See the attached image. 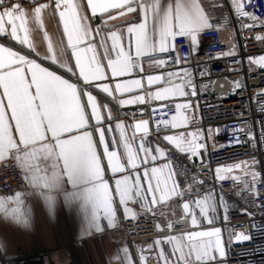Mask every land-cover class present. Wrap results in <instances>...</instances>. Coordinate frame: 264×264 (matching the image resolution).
Wrapping results in <instances>:
<instances>
[{
    "label": "snow or ice",
    "instance_id": "6c2138e0",
    "mask_svg": "<svg viewBox=\"0 0 264 264\" xmlns=\"http://www.w3.org/2000/svg\"><path fill=\"white\" fill-rule=\"evenodd\" d=\"M32 2L35 6L26 9L18 2L0 0V36L10 37L22 49L14 50V47L0 43V89L3 90L0 95V161L9 156L15 160L24 180L35 190L34 194L43 198L50 214L55 212L59 196L63 197L66 206H77L85 222L81 235L86 236L93 229L97 233L104 231L102 219L106 220L109 229L114 228L118 222L112 189L109 181L105 179V168L98 151V145L102 146L107 168L114 177L117 173H125L126 168L134 170V178L124 174L114 180L115 193L123 208L124 218L130 222L139 221L152 213L149 221L156 219L153 205L169 202L173 198L182 200L186 193L192 191V184L187 183V180L196 181V176L189 178L187 169L180 165L173 169L172 160L157 164L158 159L165 158L170 153L160 143L154 148L151 146L147 140L150 134L148 120L141 119L135 121L134 125H128L127 127L134 128L131 137L128 135L125 122L120 118L127 113L120 109L125 105L144 104L146 97H118L116 93L123 96L141 89L143 83L141 79L116 78L128 76L137 69L143 72L142 58H148L150 67L164 65L166 60L152 57L157 53H167L171 59L177 37L187 38L190 49L197 50L199 34L214 27L213 17L205 11L201 0H87L86 7L91 10L92 16L101 14V22L94 29L89 22L90 17L86 13L83 0ZM230 7L237 19L246 17L253 21L252 24L241 23L240 28L252 30L258 18L254 13L245 10L243 0H230ZM109 10H116L115 15ZM46 13L49 18H59L62 37L58 40H53L45 30ZM130 13H138V23H127L123 27L110 23L120 18L123 24V18ZM260 24L264 26V21H260ZM215 27L227 30L231 27L230 16L225 13L218 19ZM34 31L43 32L46 42L44 53L38 51L32 39L31 33ZM95 37H99L98 43ZM256 38L264 40V35ZM23 49H27V53ZM32 54L41 62L32 58ZM234 54V51L227 53ZM248 60L250 64L264 68V55L258 58L249 57ZM43 61L77 77V82L50 70V67L44 66ZM176 62L180 63L178 57ZM109 72L115 81L114 88L107 82ZM200 75L203 76L204 72L201 71ZM163 79L162 75H148L147 83L153 85ZM174 79H179L180 82L174 83ZM81 80L83 85L79 83ZM164 82L167 86L157 88L155 92L149 91L147 96L152 100H165L169 97L197 94V85L187 68L168 72ZM234 84L235 90L241 89L239 82ZM186 88L191 89V92L186 91ZM101 93L104 95L98 99ZM83 97H86V103ZM117 105L120 107L113 111V107ZM190 107L191 101L177 103V113L170 120L155 121L156 131L159 133L161 125L165 128L186 126L190 118L182 109ZM259 111L264 113V105ZM92 120L95 125L90 124ZM113 121L119 139L112 136L110 150L103 125L107 123V132L111 134ZM90 127L93 131L88 130ZM238 131L250 139H255L252 129L241 127ZM94 132L98 133V143ZM211 132V129L207 134H203L201 130L187 133L182 131L164 135L162 140L180 153L188 154V159H192L201 155V149L206 150V143L199 141L211 138ZM137 133L143 134L138 149L135 146ZM261 136H264V121ZM159 139L161 138L158 137ZM121 147L123 157L119 151ZM122 159H126L127 163H123ZM142 166L143 176L140 173ZM237 169L240 174H233L231 178L241 183L244 191L258 196L260 193L256 185L260 182V173L255 170L254 164L248 165L246 161H241L218 166L215 169L216 178L226 179L225 173H233ZM180 176L186 178L184 189H181L180 183L175 179ZM199 183L202 184V181ZM31 194L33 193L25 195ZM21 196L22 193L16 192L14 195L0 197V212L6 219L10 217L17 224L28 225L29 217L21 209ZM129 202L137 204L139 211L130 207ZM218 208H223V219L227 221L228 206L224 195L221 193L218 200L214 191H206L193 201L182 202L183 213L191 216V225L194 227H199L201 223L195 209L199 210L203 221L214 225ZM185 215L179 219H184ZM174 227L172 220L164 225L159 222L155 225L158 231L165 228L172 230ZM256 230L264 232V228ZM252 239L251 235L243 232H229L226 248L222 228L211 226L200 231L162 236L155 239L153 244L159 249L158 260H162L163 264H173L165 253L164 244L170 246L173 255L178 253L175 264H225L228 248L232 244L243 245ZM153 244H149L148 248L151 249ZM0 250L4 251L5 260L14 259L7 255L2 243ZM260 250H264V241L257 245L256 251ZM121 251L122 257L118 255ZM116 252L115 258L120 264H133L127 246L117 249ZM139 258L141 264H144L146 257L143 248L139 249Z\"/></svg>",
    "mask_w": 264,
    "mask_h": 264
},
{
    "label": "built area",
    "instance_id": "2783aa9c",
    "mask_svg": "<svg viewBox=\"0 0 264 264\" xmlns=\"http://www.w3.org/2000/svg\"><path fill=\"white\" fill-rule=\"evenodd\" d=\"M40 1L43 0H37V2ZM12 2H18L21 5L33 3L32 0H12ZM243 3L245 10L254 13L258 18L252 30L240 28L241 23L252 24L253 21L246 17L237 19L227 0H221L219 4L217 0H205V11L213 17L214 27L199 35L198 50L194 52L190 49L187 38L177 37L174 41L175 47L171 51V59L167 53H157L152 57L167 61L161 66L163 72H175L187 68L192 74V79L197 85V94L188 98V101H191L190 127L201 130L205 134L212 129L211 138L214 140L213 142L208 141L209 139L205 141L209 146L205 160L198 161L194 157L188 159V154L166 148L170 155L163 161L172 160L173 169L177 165L185 167L188 177L195 175L196 181L187 180V183L192 184V191L186 193L182 200L175 198L171 204L155 207L156 219L149 221V216L152 215L149 213L139 221L121 222L127 243L135 248L138 255L139 249L143 248L144 251L149 249L148 245L159 237L216 226L222 228L226 248L229 232H243L253 238L243 245L232 244L228 248L225 264H264V250L256 251L259 242L264 241V232L256 230L264 228V136H261L264 113L259 111L264 105V68L254 63L250 64L248 60L249 57L258 58L264 55V40L256 38L258 35H264V26L260 24V21H264V0H243ZM225 13L230 16L231 27L227 29L232 32L230 39L222 37L223 28L215 27L218 19ZM8 38L0 36V42L13 47ZM230 51H234L235 54L227 55ZM177 57L180 63L176 62ZM148 63V58H142L143 65ZM199 68H202L203 76L200 75ZM140 72L137 69L131 73V76L142 77ZM234 82H239L241 89L235 90ZM135 95H145V103L123 106L120 110L127 113L123 116L128 119L130 125H134L137 120H148L150 134L147 140L152 147L157 143L162 145V137L170 132V126L165 128L161 125L158 133L155 121L170 120L171 116L176 114V102L174 100L151 102L147 98L145 89ZM117 107L120 106L113 107V111H116ZM241 127L252 129L255 139H250L249 136L238 131ZM142 135V133L136 135V144L140 142ZM158 137L161 139L158 140ZM241 161H246L250 165L254 164L255 170L260 173L258 178L260 182L256 185L260 193L258 196L244 191L243 185L231 177L222 180L216 178L215 169L218 166L232 165ZM175 179L180 183L181 189L186 187L185 177L180 176ZM22 181L15 160L8 159L0 162V197L14 195L16 192L24 193L26 188ZM200 181L202 184L199 183ZM206 191H214L218 200L223 193L228 206V219L224 221L223 208H218L214 225H208L199 216V210L195 209L201 223L199 227H194L191 225V216L183 213L182 202L193 201ZM182 215H185V218L179 219ZM168 220H172L175 225L172 230L165 228L158 231L155 228L156 223L164 225ZM60 252L31 251L14 256L11 260L1 259L0 263L56 264L59 261L55 257L61 254ZM68 264L72 263L68 262ZM149 264H155L152 257L149 258Z\"/></svg>",
    "mask_w": 264,
    "mask_h": 264
},
{
    "label": "crops",
    "instance_id": "0c3cea01",
    "mask_svg": "<svg viewBox=\"0 0 264 264\" xmlns=\"http://www.w3.org/2000/svg\"><path fill=\"white\" fill-rule=\"evenodd\" d=\"M41 3L47 2V0L40 1ZM166 2V0H165ZM221 0H217V3L219 4ZM83 3L85 5V10L87 15L90 17V23L92 24L93 28L95 29V25L99 24L101 22V14L97 13L95 17L92 16L91 10L87 9V0H83ZM202 5L205 7V0H201ZM227 4L230 5V0H227ZM26 9H30L35 6L34 3H27L22 5ZM112 15H115L116 10H109ZM106 18V16L104 17ZM124 23H121L120 18H118L115 21H111L110 23L116 24L117 26L123 27L127 23H138V13H130L127 14L126 17L123 18ZM45 30L50 33V35L53 37V40H58L62 37V26L59 25V18L58 16L55 18H49L47 13L45 14ZM200 35V34H199ZM221 35L224 39H230L232 37V32L230 30H222ZM32 39L37 45L38 51H41L44 53L46 51V42L43 39V32L42 31H34L31 33ZM10 44L13 45L14 50H22L21 46H19L15 41H12L10 37L8 38ZM97 43L99 42V37H95ZM1 43V42H0ZM66 43V38H65ZM110 44V42H109ZM7 46V45H6ZM198 50V49H197ZM195 50V51H197ZM25 53H27V49H23ZM102 49L100 50L102 54ZM194 51V52H195ZM32 58L35 57L34 54H32ZM38 62L39 61V58ZM44 66L50 67V70L57 71L58 74L63 75L66 79H71L72 82H77V77L71 76V74L65 73L64 70L58 69L56 65H49L47 61H43ZM74 66V60L72 61ZM106 64V61H104ZM144 71L140 72L142 74V77H132L131 74L125 77H118L116 79H141L143 83V87L141 89H136L131 93L124 94L121 96L119 93H116V95L120 98H128L131 95H135L137 93H140L143 89L151 92H155L157 88L165 87L167 86L165 84V80H167V73L161 71V66H149L148 64L143 65ZM202 68H199V71ZM176 72V71H175ZM183 75V73H180ZM78 75V72H77ZM109 80L107 82L111 83L114 88L115 81L111 78L110 72L108 73ZM148 75H162L163 80L160 82H157L153 85H148L147 83V76ZM174 83H179V79H174ZM81 85H83V81H79ZM2 89H0V95H2ZM189 93L191 92V89H187ZM93 93L96 94V91L93 90ZM104 94L101 93L100 96H103ZM191 95H188L186 97H169L165 100H152L149 97H147L151 102H165L169 100H174L176 103H185L188 101V98ZM99 99V96H98ZM83 101L86 103V97H83ZM6 104V100H5ZM190 108L188 109H182V112L186 114L190 120ZM90 114V109H88ZM177 113V109H176ZM106 114V110H105ZM10 117V112L8 113ZM124 122L126 127L130 125L128 122V119L125 116L120 117ZM13 124V132H14V122ZM91 125H95V121H90ZM105 127L106 131V140L110 144V150H111V140L112 136L114 135L117 140L119 139V133L115 131V121L112 122L113 132L109 134L107 132V123L103 125ZM89 131H93V128H89ZM196 129H192L190 127V123H188L186 126L180 127V128H172L170 126V132L168 134H178L179 132H190L194 131ZM212 130V129H211ZM134 131L133 127H127V133L131 137L132 132ZM203 134H205L202 131ZM208 133V131H207ZM206 133V134H207ZM140 134V133H137ZM136 134V135H137ZM167 134V135H168ZM213 134V130L211 132V135ZM15 135V132H14ZM50 138V134H49ZM94 138L96 139L97 143L99 140L98 133L94 132ZM16 139L18 140V136H16ZM212 138H209L208 141L213 142ZM201 143H205L204 140L199 141ZM135 146L139 147V142ZM156 146V145H155ZM153 146V148L155 147ZM165 148H171V150H176L172 145L168 144L166 141L162 140V145ZM209 146L206 144V150L201 149V155L194 157L195 160H205L207 157ZM98 151L101 154L102 163L105 168V179L109 181V185L112 189L113 193V202L114 205L117 208V216H118V222L117 225L114 228L109 229L107 227L106 220H101L102 225L104 226V231L101 233H97L94 229L91 231L89 235L82 236V230L84 227V219L82 214H80L77 206L73 205L72 207H68L63 202V197L59 196L57 199V205L55 212L50 214L48 212V209L46 205L44 204L43 198L34 194L35 190L32 189L27 182L24 180V176L20 168L18 167L22 182L25 185L26 191L22 193L21 199L23 203L21 204L22 211L29 217V224L28 225H22L17 224L11 220V218H5L4 214L0 212V243L4 245V248L6 249L7 255L14 257L19 256L20 254H25L29 252H42V251H63L64 254H69L70 256V262L72 264H120V261L116 259L117 256V249H122L124 246H127L129 249V252L133 259V264H141L139 255L137 254L135 248L127 243V238L122 231L121 222L128 220L124 218L123 215V208L119 205V197L115 193V183L114 180L116 178H119V176L124 174L132 175L134 178V170L126 168L125 173H117L114 177L111 171L107 168V160L103 157V148L102 146L98 145ZM119 151L121 153V156L123 157V148H119ZM178 151V150H176ZM179 152V151H178ZM141 157L143 154H140ZM13 159L11 156L7 157L5 160ZM3 160V161H5ZM14 160V159H13ZM164 158L158 159L157 164H163L165 163ZM0 161V162H3ZM123 163H127L126 159H122ZM18 166V165H17ZM151 166V164L149 165ZM141 176H143V166L140 169ZM165 175H167V171H165ZM155 183V182H153ZM147 187L145 183V188ZM26 193H33L31 195H25ZM149 199H151V196L149 195ZM173 198L169 202H164L162 204H171V202H174ZM161 205V204H159ZM159 205H153V208L159 206ZM129 206L136 208L139 211V206L137 204L129 202ZM204 229H198L195 231H200ZM154 242V241H153ZM152 242V244H153ZM165 249V253L170 261L175 264V259H177V256H173L170 254L169 249L170 246L167 244L163 245ZM158 252L159 249L156 248V246L153 244V247L151 249H147L144 251V255L146 257V260L144 264H149V258L152 257L155 264H163L162 260H158ZM120 257L123 256V252L121 251L118 254ZM175 258V259H174ZM4 260V251L0 250V260ZM1 264V263H0Z\"/></svg>",
    "mask_w": 264,
    "mask_h": 264
},
{
    "label": "bare ground",
    "instance_id": "6f19581e",
    "mask_svg": "<svg viewBox=\"0 0 264 264\" xmlns=\"http://www.w3.org/2000/svg\"><path fill=\"white\" fill-rule=\"evenodd\" d=\"M61 254H59V255H57V257H55L56 258V260L57 261H59V263L58 262H56V264H68V262H70V256H69V254L67 253V254H64L65 252H63V251H61L60 252Z\"/></svg>",
    "mask_w": 264,
    "mask_h": 264
},
{
    "label": "rangeland",
    "instance_id": "374dc122",
    "mask_svg": "<svg viewBox=\"0 0 264 264\" xmlns=\"http://www.w3.org/2000/svg\"><path fill=\"white\" fill-rule=\"evenodd\" d=\"M248 165H250L249 163H248ZM216 174V173H215ZM233 174H236V175H239L240 174V170H234V172L233 173H225V175L227 176V177H231ZM169 252H170V254L171 255H173L172 254V252H171V248L169 249ZM173 256H177L178 257V253L176 254V255H173ZM175 259V258H174ZM219 259V258H218ZM177 259H175V261H176Z\"/></svg>",
    "mask_w": 264,
    "mask_h": 264
}]
</instances>
